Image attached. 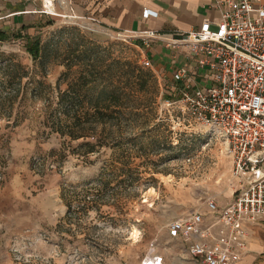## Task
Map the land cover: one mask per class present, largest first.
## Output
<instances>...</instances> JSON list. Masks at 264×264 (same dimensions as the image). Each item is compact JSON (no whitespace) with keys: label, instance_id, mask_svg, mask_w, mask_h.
<instances>
[{"label":"rangeland","instance_id":"obj_1","mask_svg":"<svg viewBox=\"0 0 264 264\" xmlns=\"http://www.w3.org/2000/svg\"><path fill=\"white\" fill-rule=\"evenodd\" d=\"M21 4L13 9L36 8L33 0ZM49 17L26 30L0 21V147L48 145L31 149L33 182L26 203L12 201L13 222L3 216L8 203H0V264H141L151 244L156 253L169 247L163 236L170 220L204 199L223 205L231 199L225 141L218 129L167 104L173 83L151 60L141 65V46L83 20ZM27 39L40 40V58L26 53ZM139 69L147 73L145 84ZM94 73L132 80L141 91L133 93L136 102L123 104L130 114L113 120L120 133L107 124H85L91 136L78 140L51 132L45 117L58 95ZM80 107L87 105L74 108ZM6 168L0 160V185Z\"/></svg>","mask_w":264,"mask_h":264},{"label":"built area","instance_id":"obj_2","mask_svg":"<svg viewBox=\"0 0 264 264\" xmlns=\"http://www.w3.org/2000/svg\"><path fill=\"white\" fill-rule=\"evenodd\" d=\"M56 1L50 0L52 6ZM210 3L216 17L185 33L115 34L141 47L157 41L171 50L182 48L194 63L172 72L173 100L167 104L219 130L231 162L232 194L224 205L207 198L170 220L166 237L185 245L187 255L200 264H234L246 249L247 226L264 222V0ZM141 65L150 66L149 59L144 57ZM141 264H163L154 244Z\"/></svg>","mask_w":264,"mask_h":264},{"label":"crops","instance_id":"obj_3","mask_svg":"<svg viewBox=\"0 0 264 264\" xmlns=\"http://www.w3.org/2000/svg\"><path fill=\"white\" fill-rule=\"evenodd\" d=\"M33 1L36 2V8L25 11V5L16 12L13 8L21 7L22 0H16L15 3L14 0H0L2 24L37 27L44 19L56 15L72 20H83L111 33L153 30L164 34H175V32L185 33L198 28L204 20L216 17V12L210 7V0H57L53 6L50 0ZM57 9L60 13H56ZM145 10L152 14L144 16ZM28 15H32L31 25L25 23L29 20ZM142 51L143 58L146 57L154 62L156 69H165L170 79L172 72L178 66H194V63L187 59V51L182 48L171 50L155 41L148 47H142ZM36 145L41 148L48 146ZM36 145L8 146V151L4 149L5 147H0V160L6 161L7 166L3 184L0 185V203H8L7 210L3 214L8 222L14 221L12 220L14 214L10 209L12 201L20 198V201L27 202L26 191L33 182L31 173L27 169V162L32 147ZM218 204L223 205V203ZM247 230L246 249L241 259L234 264H264V222L250 224ZM163 240L169 246L158 251L163 257V264H200L187 255L185 245L168 241L166 235L163 236Z\"/></svg>","mask_w":264,"mask_h":264},{"label":"trees","instance_id":"obj_4","mask_svg":"<svg viewBox=\"0 0 264 264\" xmlns=\"http://www.w3.org/2000/svg\"><path fill=\"white\" fill-rule=\"evenodd\" d=\"M28 28L26 26L21 27L22 30ZM27 38L29 39L30 36L27 35ZM4 39V34H0V41ZM25 51L32 59L40 58V40H28L25 44ZM138 73L140 75L138 82L145 84L148 80L146 71L139 69ZM26 76L27 73L23 72L21 76L19 75L18 80ZM9 79V84L14 83V76H10ZM130 81H115L108 76L103 78L102 74L98 73H94L92 76L81 74L75 81L68 84L66 91L58 95L57 107L46 115L45 124L50 126L51 132L58 133L61 137L68 136L71 140L88 137L89 134L91 136V133H85V124L93 127L98 124H107L112 130L115 129L116 132L120 133L119 123L112 124L113 120H119L124 117L123 115L130 114L128 111L132 110V108L123 107V104L124 102H136L137 98H133V95H135L133 93L139 94L141 92L134 87V82ZM14 98L13 96L12 98L10 97L11 100ZM84 103H86L87 107H80L75 110L78 104L82 106ZM137 105L139 106L140 103ZM118 138L114 135L110 140ZM84 146L89 149L88 153L96 151V146L94 145L84 144ZM117 147L120 148L119 146Z\"/></svg>","mask_w":264,"mask_h":264}]
</instances>
